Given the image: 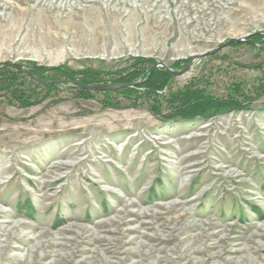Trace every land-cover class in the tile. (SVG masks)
Instances as JSON below:
<instances>
[{
    "label": "rangeland",
    "instance_id": "1",
    "mask_svg": "<svg viewBox=\"0 0 264 264\" xmlns=\"http://www.w3.org/2000/svg\"><path fill=\"white\" fill-rule=\"evenodd\" d=\"M254 33L264 0H0V62L134 79L0 70V264H264L263 44L196 57Z\"/></svg>",
    "mask_w": 264,
    "mask_h": 264
},
{
    "label": "trees",
    "instance_id": "2",
    "mask_svg": "<svg viewBox=\"0 0 264 264\" xmlns=\"http://www.w3.org/2000/svg\"><path fill=\"white\" fill-rule=\"evenodd\" d=\"M248 41L250 42H254L255 44H257V46L255 44H250L252 47H262L260 46V44H263L264 47V35L260 34V33H254L252 34L248 39ZM261 41V42H260ZM248 43V42H246ZM260 43V44H259ZM249 44V43H248ZM262 47V49H264ZM7 69L10 67H6V66H2L0 68V70L2 69ZM43 68V67H42ZM13 69V68H11ZM41 67H29L28 70L33 73L38 79H40L41 81H52L51 80H47L46 76H44L41 72H40ZM15 72H19L22 73V71L20 70H14ZM23 74V73H22ZM63 75H68L70 77H72L70 75V73H68V71L66 69H64L62 71ZM169 72L163 69H159L154 71L151 76L149 78H146V80H144L143 85H148L147 87H150L154 84H157L161 81V79L165 76H169ZM90 76V74H89ZM146 77V75L144 76ZM143 77V78H144ZM133 77H129L124 76V77H120L117 80L111 81L112 83H132L134 79H132ZM12 79H9V77H7V79L5 81L8 82H12ZM74 81H76V79H73ZM79 82L81 84H100L97 83L96 81H90V79L88 78V80H79ZM36 85H40V86H46V87H53L55 84H47V85H43L41 83H34ZM76 88L79 89V91L81 92H89L88 90L79 88L76 86ZM122 90H126L123 88H120L118 90H115L117 92L122 91ZM21 97V96H20ZM173 106H172V111L175 112L176 116L179 117H183L185 116H194L195 114H201V115H206L209 112L212 111H221L224 110L226 108H229L230 106H234L235 104H237L235 101H226L224 99H219V100H215L216 103H212L213 100H210L209 97H206L205 95H203L199 90L195 89V90H185L182 91L180 93L177 94V96L173 97ZM214 101V102H215ZM232 108V107H231ZM177 112V113H176ZM190 112V113H189Z\"/></svg>",
    "mask_w": 264,
    "mask_h": 264
},
{
    "label": "water",
    "instance_id": "3",
    "mask_svg": "<svg viewBox=\"0 0 264 264\" xmlns=\"http://www.w3.org/2000/svg\"><path fill=\"white\" fill-rule=\"evenodd\" d=\"M232 42L233 43L248 42L249 44H255L254 42L248 41L246 38H230V39L224 41L223 43H221L218 47H216L212 51H207V52L201 53V54L197 55L196 57H205V56L209 55L211 52L216 51L219 48H222V47H224L227 44L232 43ZM192 61H193V59L189 60L187 62V64L178 71H172L166 64H164L162 62H160L159 65H157V64L153 65L152 69H155L156 67L161 66V67L167 69L168 71L172 72L175 75H180L189 69ZM1 66H10V67H13L15 69H18V70L22 71L25 75H27L29 78H31L34 81L41 83L43 85H47V84H51V83L52 84H58V83L68 82V83H72V84H74V85H76L82 89L89 90V91L115 90V89L123 87V86H132L133 85V84H127V83H109V84H103V85H91V84H81L78 81L64 80V79H56V80H52V81H41L35 75H33L31 72H29L22 64L17 63L15 61H10V60L9 61H1L0 67Z\"/></svg>",
    "mask_w": 264,
    "mask_h": 264
},
{
    "label": "bare ground",
    "instance_id": "4",
    "mask_svg": "<svg viewBox=\"0 0 264 264\" xmlns=\"http://www.w3.org/2000/svg\"><path fill=\"white\" fill-rule=\"evenodd\" d=\"M66 3H67V1H64L62 6L52 7V8H50V11L65 10L66 9L65 8Z\"/></svg>",
    "mask_w": 264,
    "mask_h": 264
}]
</instances>
